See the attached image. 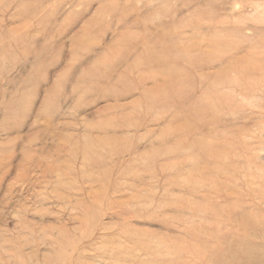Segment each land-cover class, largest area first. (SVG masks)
Listing matches in <instances>:
<instances>
[{"label":"rangeland","instance_id":"374dc122","mask_svg":"<svg viewBox=\"0 0 264 264\" xmlns=\"http://www.w3.org/2000/svg\"><path fill=\"white\" fill-rule=\"evenodd\" d=\"M230 244L264 264V0H0V264Z\"/></svg>","mask_w":264,"mask_h":264},{"label":"bare ground","instance_id":"6f19581e","mask_svg":"<svg viewBox=\"0 0 264 264\" xmlns=\"http://www.w3.org/2000/svg\"><path fill=\"white\" fill-rule=\"evenodd\" d=\"M18 24V23H17ZM22 25V24H20ZM165 27V26H164ZM11 30V28H10ZM14 32V31H13ZM147 63V62H146ZM148 64V63H147ZM165 68V67H164ZM162 72V71H161ZM186 76V75H185ZM178 81V80H177ZM170 83V82H169ZM141 84V83H140ZM185 84V83H184ZM137 85V84H136ZM167 88V87H166ZM183 88V87H182ZM169 89V88H168ZM172 89V88H171ZM172 91V90H171ZM174 93V92H173ZM120 99V98H119ZM171 109V108H170ZM168 112V111H167ZM160 115V114H159ZM199 120V119H198ZM240 216V215H239ZM229 218V217H228ZM250 232V231H249ZM171 246V245H170ZM258 247V246H257ZM167 250V249H166ZM248 251H240L234 244L226 246L218 256L209 257L199 264H229L230 261L238 260L237 264H259L257 260L248 255ZM169 257V256H168ZM237 259V260H236ZM171 264V263H170ZM175 264V263H174Z\"/></svg>","mask_w":264,"mask_h":264}]
</instances>
